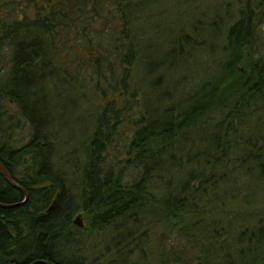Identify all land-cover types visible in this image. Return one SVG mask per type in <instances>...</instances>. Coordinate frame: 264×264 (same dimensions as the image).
<instances>
[{
  "label": "trees",
  "instance_id": "1",
  "mask_svg": "<svg viewBox=\"0 0 264 264\" xmlns=\"http://www.w3.org/2000/svg\"><path fill=\"white\" fill-rule=\"evenodd\" d=\"M159 1L0 0V162L30 196L0 209V264H222L220 254L264 264L253 247L264 238V0H215L188 20L191 34L180 18L160 26ZM198 54L215 72L135 118L140 66L154 91L156 72L173 78ZM76 99L94 108L82 166L63 153L67 115L90 124ZM131 111L125 160L112 166ZM24 200L0 173V204ZM79 212L91 232L111 231L91 258L78 247Z\"/></svg>",
  "mask_w": 264,
  "mask_h": 264
},
{
  "label": "rangeland",
  "instance_id": "2",
  "mask_svg": "<svg viewBox=\"0 0 264 264\" xmlns=\"http://www.w3.org/2000/svg\"><path fill=\"white\" fill-rule=\"evenodd\" d=\"M16 2H21L22 5H24L23 0H13ZM162 1L161 5H157L156 10L162 12V19L160 22V26L162 25H167L169 29L174 28V24L177 21V18H180L179 21L180 24L177 26L178 28L183 26V28L189 30L191 27L188 25L190 24V19L193 21L194 20H199L200 16L203 15H210L212 14V9L216 4L215 0H179V7L177 8V4L175 3V0H160L159 3ZM157 11V12H158ZM29 14L33 15L34 10L32 9V6L28 9ZM189 20V21H188ZM186 21H188V24L186 26ZM172 25V27L170 26ZM186 26V27H185ZM261 27L264 26L262 23L260 25ZM188 27V28H187ZM181 29V28H180ZM192 31L189 30V33ZM169 30L166 32V35H168ZM226 28L223 27L220 29L219 33V41H220V46L222 45V37L225 35ZM188 34V33H187ZM191 34V33H190ZM162 41V36L159 38L158 42ZM214 44L215 41L211 40V44ZM218 43V42H217ZM218 45V44H216ZM210 53H212L210 51ZM203 55V56H202ZM196 57V56H195ZM216 57V56H215ZM214 57V58H215ZM213 60L209 59L207 60L204 57V54L197 55L196 58L189 57V59H186L182 62L184 65L182 67V71L177 74L173 75L172 77L165 76H159L158 72L155 73L153 81L155 80H160V86L161 88H156L158 90H152L151 88H148L144 85V82L140 79V73H141V66L138 71H136V75L134 78V87L139 90V96L138 98L132 102L128 100L130 104L133 105V115L135 118H141L143 115H145L144 107H150L152 104L156 102V99L161 96V93L164 92H172L174 95V98H177L181 96L183 90L184 94L189 92L191 88L195 87L199 82H200V77L209 74H213L215 72L214 67L212 66ZM207 73V74H206ZM181 94V95H180ZM127 98V97H126ZM124 98V99H126ZM129 99V97H128ZM77 105L80 107L79 113L81 112L83 115H86V117L90 120V124H85L82 125V122H78L73 119L72 113L67 115V121L66 126H68L65 130L64 133L66 134V138L74 136L73 139H69L70 143L65 142L64 146V154H69V155H74V159L77 160L76 162L79 163L80 166L84 163V159L86 156V148L88 145V138L91 134L92 131V126L93 124L91 123L93 120L89 114L91 110H94V108L88 109V106L83 103L82 100L76 99ZM79 101V102H78ZM125 101H121L120 105L123 106ZM13 111V110H12ZM78 111V110H77ZM14 112V111H13ZM128 118H131L130 120H127L121 131V138L119 141L114 142L113 145L108 150L107 153V158L108 162L111 163L112 166L116 164V159L118 155H121L120 160L123 161L125 160L126 152L128 151L130 141L128 140V135L132 134V130H135V125L132 124V111L128 113L127 115ZM88 121V120H87ZM254 131H257L259 125H254ZM82 129L81 132L79 130ZM27 135L28 132L27 130H24V132H19L17 137L23 139L24 144L27 142ZM72 153V154H70ZM123 164H121L122 166ZM116 166V165H115ZM126 183H132V169H129L126 171ZM79 177L74 176L73 179L74 181H77ZM252 190L255 193V196L258 195L257 191L260 189H257L256 184H252ZM253 195V194H252ZM263 206V205H262ZM73 221L75 222L74 227L78 226L83 230L82 233H77L79 235L78 241L80 242L78 244V247L82 250L83 255L87 257H93L95 253H99V251H105L106 248H109L110 246V240H112V237H110L111 231H106V232H101V231H95L91 232L90 228V223L88 216L85 213H77L73 217ZM76 221L80 222V225L76 224ZM72 231L75 233V229L72 228ZM215 243V242H214ZM206 248L210 246L209 243L205 244ZM214 245V244H213ZM223 244L221 243H216L214 245L215 247H221ZM228 246H231L228 244ZM254 249H258V252H261L262 255H264V238L260 236L258 240L253 243ZM220 257L219 259H217ZM214 257L215 260H218L219 262L221 261L222 264H226L227 259L226 256L223 255ZM236 258V259H235ZM233 258V263L234 264H242L241 259L238 257ZM212 257H210L208 260L212 261ZM196 264V263H195Z\"/></svg>",
  "mask_w": 264,
  "mask_h": 264
},
{
  "label": "water",
  "instance_id": "3",
  "mask_svg": "<svg viewBox=\"0 0 264 264\" xmlns=\"http://www.w3.org/2000/svg\"><path fill=\"white\" fill-rule=\"evenodd\" d=\"M0 173L4 176L5 180L7 181V183L12 186L13 188L19 190L20 192H22L25 196V200L20 203V204H15V205H2L0 204V209H3V210H11V209H16V208H19V207H22L24 206L25 204L28 203L29 201V193L22 189L19 185H17L13 178L11 177V175L9 174V172L6 170V168L3 166V164L0 162ZM76 224L80 225V222L79 221H76ZM35 264H41V262L39 263H35ZM53 264V263H51Z\"/></svg>",
  "mask_w": 264,
  "mask_h": 264
}]
</instances>
